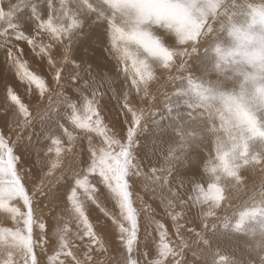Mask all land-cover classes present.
Segmentation results:
<instances>
[{"label":"snow or ice","instance_id":"snow-or-ice-1","mask_svg":"<svg viewBox=\"0 0 264 264\" xmlns=\"http://www.w3.org/2000/svg\"><path fill=\"white\" fill-rule=\"evenodd\" d=\"M41 4L46 5L47 19L41 15ZM84 25L102 30L105 50L116 61L117 78L124 77L122 107L115 120L107 123L99 89L113 81L98 73V64L85 59L75 63L69 47L81 35H88L81 32ZM43 33L49 37L47 45L37 42ZM0 37L4 38L0 48L6 49L5 63L16 69L30 91L34 86L39 93L33 115L9 87L7 99L13 107L0 117V211L23 224L15 230L0 229V264H40L34 249L44 251L47 241L46 225L37 211L43 212L45 201L54 205L59 196L53 185L60 177L45 179L52 177L64 151L58 132L67 137L66 151L71 157L65 169L71 176L65 183L68 211L76 221L72 235L75 241L87 238V242L70 241L67 223L56 228L53 235L58 246L48 256L49 264H141L133 256L140 231L134 205L139 201L144 206L145 201L135 192L136 178L144 181L152 196L161 193L158 198L175 237H169L165 225L151 218L155 210L145 207L146 232L155 223L159 233L156 258L147 259L149 250L143 254L146 264H264V0H58V6L54 0H0ZM65 39L69 44L63 43ZM21 41L36 56L48 58L54 86L28 70L21 59L23 49L18 47ZM54 44L60 46L58 55L66 76L49 54ZM158 70L167 73L163 84ZM176 81L180 84L171 95L163 92ZM154 83L174 107L159 123L153 120L161 139L154 138L152 147L142 154L140 138L149 118L156 115L150 90ZM133 89V101L139 98L141 105L149 107L132 106L128 97ZM37 120L41 124L35 134L51 140L57 158L38 184L32 172L17 171V162L25 163L23 153L31 146V136L26 141L24 134L35 131ZM66 124L83 134L87 152L75 150L76 137ZM94 136L100 140L99 147L93 143ZM209 141L215 156L204 169L209 177L205 189L187 175L186 165L192 164V151L206 148ZM245 168L254 173L259 169L261 176V186L249 196L252 206L240 211L238 218L219 216L217 210L244 191L240 172ZM90 175L95 183L89 181ZM186 181L194 185L197 195L184 200L175 185ZM26 183L33 184L30 190ZM98 184L103 188L98 189ZM165 188L169 196L162 194ZM105 189L118 214L101 206L96 194L104 195ZM80 191L118 231L123 249L113 250L120 253L118 257L108 254L94 231L85 214V201L78 197ZM13 201H22L24 211ZM197 205L199 212L194 214ZM177 206L181 211H175ZM197 218L199 230L188 226ZM34 226L40 230L38 243L33 239ZM223 247H230L232 256L222 254ZM188 253L192 260L186 258Z\"/></svg>","mask_w":264,"mask_h":264},{"label":"rangeland","instance_id":"rangeland-1","mask_svg":"<svg viewBox=\"0 0 264 264\" xmlns=\"http://www.w3.org/2000/svg\"><path fill=\"white\" fill-rule=\"evenodd\" d=\"M13 2H15V0H13ZM37 2H39V0H37ZM82 30V29H81ZM95 30V29H94ZM94 30H91V31H87V30H84V31H87L88 35L87 36H84L81 41H79L77 44L73 45V43L69 44L70 47L73 48L72 50V55L73 57L75 58V63L78 64V56L76 55V53H78L79 51H77V47L80 45V43H83V42H88L89 38H91L95 32ZM83 31V32H84ZM82 32V31H81ZM82 32V33H83ZM92 32V34H91ZM97 32V31H96ZM3 39V37H0ZM1 40V39H0ZM4 40V39H3ZM85 40V41H84ZM83 41V42H82ZM37 42L38 43H42V44H45L47 45L45 42L41 41V38L38 36L37 37ZM4 43V41H0V44ZM20 43L23 44L24 48H26V50L29 52L30 56H31V59H28L23 57V55L21 56V59H23L24 61L28 62L27 64H29L31 67H29V65L27 66L28 70L31 72H33L35 74V69L38 68L39 69V66L38 63H37V60H35L34 58H42L40 56H36L35 53L33 52V50L23 41H21ZM89 44H92L94 46H97V47H103L105 46L104 45V42H102L99 38L97 39V37L92 41L88 42ZM26 44V45H25ZM29 47V48H28ZM56 48L55 50L59 49L60 50V46L58 44H54L53 47H51L49 49V52L51 53L53 48ZM21 49L24 50V48L20 47ZM80 48V47H79ZM76 49V50H74ZM4 49L0 48V51H2ZM32 52V53H31ZM202 52V50H201ZM6 53V52H5ZM52 55L55 56V54L52 53ZM34 56V57H33ZM57 56V55H56ZM60 56V55H59ZM53 57V56H52ZM38 58V59H39ZM5 60L4 57H2L0 59V63H4L3 61ZM54 61V60H53ZM34 62V63H32ZM80 62V61H79ZM55 63V62H54ZM90 64H94V63H90ZM116 65V63H115ZM4 66V65H3ZM10 65H8L7 63H5V67H4V70L6 71L5 73H7V75H10L8 73V71H11L10 68L8 67ZM32 66H36L34 67V69L32 68ZM56 66L58 67H61L60 63H56ZM85 67H87V65H85ZM12 69H14V67L11 66ZM63 68L61 67V72H62ZM50 71H52V68L50 69ZM98 73L101 75H106L107 74V70L105 68H102L99 66V68L97 69ZM101 71V72H99ZM105 73H103V72ZM173 71H175V69H173ZM53 72V71H52ZM159 72V70L157 71ZM63 76H65L64 74V71H63ZM110 74H108L107 76L110 77L112 79L111 76H109ZM157 75H162L163 77H161V84L165 83V76L167 75V73L165 74V72H159L157 73ZM6 76V75H5ZM53 76V75H52ZM50 76V77H52ZM1 78V76H0ZM212 79H215V75H213L211 77ZM8 79V78H7ZM52 78L49 80L51 81ZM114 80L113 82L114 83H117V80L115 79H112ZM1 81V79H0ZM3 82H5L3 79H2ZM48 81V79L46 80ZM4 85H0V88L1 86H3L4 88H1L0 89V117H3L4 116V112H5V109L7 108V103L9 102V100L7 99V89L10 87L13 89L14 92H16V94L18 96H20L21 100L28 104L29 107H30V110L33 112V115L36 114V108H35V104H36V97L39 95V93L35 90V87L33 86L31 91H25L26 89H24L23 87L19 90L16 89V86L15 85H11L10 83H3ZM63 82V81H62ZM178 81L175 82V84L177 83ZM1 83V82H0ZM49 84V82H46V84ZM113 83V84H114ZM186 83V81L184 82ZM155 84V83H154ZM153 84V85H154ZM175 84H167L170 88H174V85ZM54 86L53 84L50 86L52 87ZM111 86H116V84L112 85L111 83ZM116 90H120V92L123 93V87L120 89V88H117V86L114 88ZM114 90V91H116ZM167 91V90H166ZM28 92L30 93V96L27 97L26 93L28 94ZM105 94L106 92L102 91L99 89V94H100V98H101V107L103 108V111H102V116L105 117L104 115L106 114V117L108 119L105 120V123L108 122V120H114L113 116L111 115V113L109 112L107 108V104L105 103V101L102 99L103 98V94ZM132 93H133V96H135V90L133 89L132 90ZM154 94V99H155V108H154V112L156 113L155 116H153L152 118L150 117V119L148 120L149 122H147L146 124V131L143 135L147 136L148 133L151 132L152 128L154 127V125L152 126V124H150L151 122L153 123V120H155V122L158 120V118H161L159 116V113L164 109L162 108L163 105H160L162 104L161 102L163 101L162 99L165 98L163 95H161L160 92H156L154 91L153 92ZM26 96V97H24ZM102 96V97H101ZM133 96H129L128 99L129 101L132 100V106L134 107H144L145 109L147 107H149V105L147 103H144L143 105H141L139 102V98H137L136 100V103L133 101ZM159 96H162V97H159ZM6 97V98H5ZM159 99V100H158ZM162 101H161V100ZM7 101V102H6ZM103 101V102H102ZM160 101V103H158ZM11 103V102H10ZM135 103V104H134ZM139 103V105H138ZM6 104V105H5ZM147 104V105H146ZM4 106H6L4 108ZM159 106V107H158ZM112 110H114L112 107H110ZM8 109V108H7ZM162 109V110H161ZM55 111V109L53 110ZM164 111V110H163ZM106 112V113H105ZM113 112V111H112ZM119 112V111H118ZM51 115V114H49ZM111 116V117H109ZM155 117V118H154ZM121 119H123L121 117ZM158 122V121H157ZM40 124H41V121L37 120L36 121V128H35V131L34 132H27L25 133V139L27 141L28 137L31 136V145L33 146H30L28 148L27 151H24L23 153V159L25 161V163L21 164L19 161L17 162V171L19 172L21 170V168L24 169V171H28V172H32L33 173V182L34 183H39L40 181V177L43 175L44 172H47L48 170V167L51 163L52 160H55L57 159L56 158V155H55V146H51V140H48V146L47 147H44L45 145H47V140L44 138V136L42 135H36L35 133H38L40 131ZM68 126V129L70 131L73 132V135L76 137V140L74 142V148L76 151H81L82 153L84 152H87V140L86 139H82V133L79 132V130H76L74 131V128L72 125L70 124H67ZM38 131V132H37ZM148 132V133H146ZM5 133L6 135H9L7 133V130L5 129ZM12 136H15V135H11V139L13 138ZM16 137L13 138V140H15ZM41 138V139H40ZM63 138V139H62ZM61 138L62 140V148L64 149V151L61 152V156H60V159H59V166L57 167V169L53 172V175L52 177H46L45 179L46 180H49V179H53L55 177H60V179L57 181V183L55 185H53V187L57 190V192L59 193V196H58V199L57 201L55 202V204H47V201H45L43 204H41V208L43 209V212L41 213L39 210L37 211V215L38 216H42V218L44 219V223L46 225L45 227V233H46V236H45V239L47 241V244L45 245V248H44V251L42 252L40 250L39 247L35 248L34 251L37 253L38 255V258L40 260V264H49V261H48V256L50 255H53L55 253V251L57 250V237L55 235H53V231L58 228V227H62L65 223H67L68 225V228H69V240L70 241H74L76 243H79V244H84L87 242V238L84 239V241H75L74 240V237L72 235V233H74L77 229H76V221L74 220V218L71 217L70 213L68 212V209L70 208V205L68 204L67 202V191L69 189L66 188V179L68 177L71 176V173L70 172H67L65 171V169L69 166L70 164V154L67 153V147H68V144H67V137H65L63 135V137ZM147 138V137H146ZM41 140V141H39ZM46 140V141H45ZM145 140V139H144ZM147 141V140H146ZM45 142V143H44ZM36 143V144H35ZM42 143V144H41ZM93 143L96 144L97 147L100 146V140L99 138H96L95 136L93 137ZM140 143V142H139ZM43 145V147H41ZM53 148V151L52 152H49L48 149L49 148ZM41 148V149H40ZM212 148V147H211ZM39 151H37V150ZM213 152V151H212ZM29 153V154H28ZM18 155L20 154L19 152L17 153ZM215 154L213 152V158H214ZM31 157V158H30ZM30 165H35V167H30ZM84 166L80 165V168H83ZM157 167H159V164L157 165ZM79 170V168L77 169ZM241 172L243 173L244 177H249L248 175H250L251 179H252V182L248 183V187H247V190L243 193V194H251L253 191L259 189V187L261 186V176L259 175V169H257V173L254 174V172L251 170L249 172L248 168H245V169H242ZM250 173V174H249ZM139 180V182L136 184L135 186V192L136 193H139L141 196H143L144 198V201H145V205L142 206L140 204L139 201L136 202V204L134 205L135 207H137L138 211H139V221H140V231L138 232V240L141 242L142 244V248L137 246L138 247V251L137 252H134L133 253V256L134 258L136 259H139L141 262V264H146V260H145V257H144V253H148L149 250L151 249V251L153 253H151V255H149L147 257V259H155L156 258V255H157V245H158V242H159V235L157 236H153L152 233H154V230H155V223L154 226L153 224L147 229V232H151V236L150 237L146 234L144 236L141 235V232H146L145 230V222H146V213H145V210L144 208L147 207V206H151L154 210H155V215L153 217H151L152 219H154L155 221L159 222V223H163L165 225V229L168 231L169 233V237H171L172 239H175L174 237V234H173V228H172V222L170 221V218L169 216L167 215V211L166 209H164V205L161 204V201L160 199L158 198L161 193L160 192H157V195L156 196H152L151 193H150V190L149 189H146L144 187V181L143 180H140L139 178H136ZM24 182V181H22ZM33 184L32 183H26V188H28L29 190L32 188ZM177 187H179V185H176ZM182 187V186H181ZM106 190V189H105ZM107 191V190H106ZM97 197H98V200L100 202L101 205H103L102 207H104L108 212L110 213H113V214H118V209L116 208L115 206V201L113 199L112 200V203H113V209L110 210V209H107L106 205L104 206V202L101 201L103 200L101 198V195H100V192L98 191L97 192ZM164 196H169L170 193L168 192V189L165 188L163 193H162ZM78 197L81 199V200H84L85 201V214L88 216L90 222L92 223L93 225V229L94 231L97 232L98 236L102 239V241L105 243V246L107 248H109V255H112L114 257L117 256V253H115L116 251H113L114 250V247H116L115 249H117L118 247L121 249L122 245L120 244V240L119 239V233L118 231L115 229V226L112 225L109 229L112 230V233L113 235H115L114 237H112V239H108V241L106 240L104 234H102V228L100 230H98V227H96V221L98 220L96 215L99 214L101 218H104L103 220H107L109 221V218L106 217L104 215L103 212L100 211L99 208L96 207L95 204H92L90 201H88L84 195V193L82 191L78 192ZM242 197V195L236 200V201H233L234 203L239 204V203H242L241 205H238V206H241L239 209H234V206L231 205L230 203L224 207H221L220 209L217 210V214L219 216H223L225 214H227L228 217H236V215H238V213L240 211H243V210H246V207H251L252 206V201L249 199L247 201H244V200H240ZM134 199H135V196H134ZM63 200V201H61ZM61 201V202H60ZM13 204H15V206L19 207L21 209V211H24L23 209V206H22V201H13L12 202ZM65 203V204H64ZM47 205V206H45ZM67 205V206H66ZM53 206L55 207V209L53 208ZM63 209V210H60V207ZM93 206V207H92ZM59 207V208H58ZM64 207V208H63ZM66 208V209H65ZM159 209H164L162 211H159ZM53 210H55L53 212ZM60 210V211H59ZM91 211V212H90ZM176 211H181V208H178V206L176 207ZM199 212V206H196L195 208H193V213L196 214ZM52 213L53 215V218H50V214ZM51 215V216H52ZM94 215V216H93ZM104 216V217H103ZM49 217V218H48ZM55 218V219H54ZM52 219V220H51ZM101 222H103L101 220ZM112 222V221H111ZM234 220L231 221V223H233ZM54 223V224H53ZM58 223V224H57ZM95 226H94V224ZM181 223H183V221H181ZM104 224V223H102ZM199 225H200V222H199V219L197 218L195 220L194 223H192V227H195L197 228V230H199ZM23 224H22V220L19 221V223H17L16 221H14L11 217L10 214H7L5 212H2L0 211V229H12V230H15L17 227H20L22 228ZM56 226V227H55ZM58 226V227H57ZM153 226V227H152ZM51 228V229H49ZM97 228V229H95ZM154 228V229H153ZM108 229V230H109ZM49 230V231H48ZM39 228L38 226H34L33 227V239L37 241V243L39 242ZM146 232V233H147ZM186 236L189 235V234H185ZM108 237V236H107ZM155 237V239H154ZM158 237V238H157ZM118 238V239H117ZM152 239V241L150 240ZM157 239V241H156ZM155 240V241H154ZM144 241V242H143ZM139 242V243H140ZM151 242V243H150ZM114 243V244H113ZM153 243V244H152ZM157 243V244H156ZM152 244V245H151ZM110 246V247H109ZM118 246V247H117ZM156 246V247H154ZM151 247V248H150ZM111 248V249H110ZM113 248V249H112ZM139 248L140 249V252H139ZM153 248L156 250H153ZM39 250V251H37ZM123 250V249H122ZM115 253V254H114ZM41 254V255H40ZM43 254V255H42ZM118 254L120 255V253L118 252ZM223 254V253H222ZM124 255L126 256L127 253L125 252ZM153 256V257H152ZM43 257V258H42ZM142 257V258H141ZM155 257V258H154ZM188 260L190 259L189 257H186ZM192 256H191V259L192 260ZM0 259H3L2 256H0ZM18 259V257H17ZM59 259H64L63 257H60ZM142 259V260H141ZM42 260V261H41ZM145 262H144V261ZM21 264H22V261H21ZM57 264H58V261H57Z\"/></svg>","mask_w":264,"mask_h":264},{"label":"bare ground","instance_id":"bare-ground-1","mask_svg":"<svg viewBox=\"0 0 264 264\" xmlns=\"http://www.w3.org/2000/svg\"><path fill=\"white\" fill-rule=\"evenodd\" d=\"M54 2H56L57 3V6H58V0H54ZM39 3V2H38ZM40 11H41V15L45 18V19H47V9H46V5H44V4H41L40 5V9H39ZM84 30H87V31H91V30H94V26H93V29H89L88 28V26L87 25H84L83 26V28H82V32L84 31ZM87 31H84V32H87ZM95 31V30H94ZM97 31V32H96ZM95 32H93L94 33V35L91 37V38H89V40H88V42H90L91 40L93 41L96 37H97V39L99 38L102 42L105 40V37H102L101 35H100V31H102V30H96ZM91 34H92V32H91ZM40 38H41V41H43V42H45L46 44H49V37L47 36V34L46 33H43V34H41L40 36H39ZM84 37V35H81L77 40H75L74 42H73V45H75V44H77L79 41H81V39ZM2 41H4L2 38H0ZM0 40V41H1ZM85 41V40H84ZM83 42V41H82ZM88 42H83V43H80V45L77 47V51H79L78 53H76V55L78 56L77 58H78V60L79 61H81V59H85V60H87L89 63H94V64H98L100 67H102V68H105L106 70H107V74L106 75H108V74H110L109 76H111L112 77V79H115V80H117V83H114V82H112V85H114V84H116V86H117V88H122V85H123V80H124V77H123V75H121L119 78H117V72H116V67H115V63H116V61L109 55V52L108 51H106L105 50V46H103V47H97V46H94V45H92V44H89ZM63 43H65V44H68L69 43V41L67 40V39H65L64 41H63ZM26 45V44H25ZM18 47H22V48H24V46H23V44L22 43H19L18 44ZM53 47V46H52ZM70 47V46H69ZM80 47V48H79ZM27 48V47H26ZM26 48H24V50H23V57H24V59L25 58H27L28 59V61H29V59H31V56H30V54H29V52L26 50ZM29 48V47H28ZM70 48H72V47H70ZM3 49V48H2ZM56 48L54 47L53 48V50H52V52L50 53L49 52V54L51 55V56H53L52 57V59L54 60V62L55 63H60V60H61V55L59 56L58 55V51H60L59 49H57V50H55ZM72 50H73V48H72ZM74 50H76V49H74ZM202 50V52H203V49H201ZM6 49H4V50H2V51H0V59L2 58V57H6ZM32 53V52H31ZM52 53L53 54H55V56L54 55H52ZM57 55V56H56ZM34 57V56H33ZM39 58V57H38ZM37 57L36 58H34L35 60H37V63H38V65L37 66H39V69L38 68H36L35 69V74L36 75H39V76H41L44 80H45V83L46 82H49V87L53 84L54 85V82H53V80H51V81H49L52 77H50V76H52L53 75V72L52 71H50V69H51V66L48 64V58L45 56V57H43V58H39L38 59ZM23 60V59H22ZM26 60V59H25ZM78 61V63H80ZM4 63L2 64V63H0V76H1V83H0V85H4V84H2V79L5 81V82H3V83H10L11 85H15L16 86V89L18 90V92H19V90L23 87H25L24 89H26L25 91H30L29 90V87H28V85L26 84V83H22L21 82V80L17 77V75H16V69L14 68V69H12L11 68V64H9V63H7L8 65H10L8 68H10V70L11 71H8V73L10 74V75H7V73H5L6 71L4 70V67H5V60L3 61ZM28 63V62H27ZM32 63H34V62H32ZM35 64V63H34ZM4 65V66H3ZM29 64H27V66H28ZM61 65V64H60ZM29 67H31L30 65H29ZM34 67H36V66H32V68L34 69ZM59 67V66H58ZM61 67L63 68V70H62V72L61 73H63V71H64V74H65V76L67 75V72L64 70V67L61 65ZM60 67V68H61ZM31 71V70H30ZM99 72H101V71H99ZM103 72V71H102ZM159 72H161V71H159ZM159 72H157V73H159ZM104 73V72H103ZM105 74V73H104ZM166 74V73H165ZM6 75V76H5ZM102 75V74H101ZM62 76H63V74H62ZM159 78H160V80H161V77H163L162 75L160 76V75H157ZM166 77V76H165ZM8 78V79H7ZM48 79V81H46ZM112 81H114V80H112ZM161 82V81H160ZM114 83V84H113ZM128 84L130 85V81H128ZM179 84H180V81H178L175 85H174V88H170L168 85H166L165 86V88L163 89V92H167V93H169V95H171L172 93H173V91L179 86ZM186 84V83H185ZM116 86H109L108 84H104L101 88H100V90H102V91H104V92H106L105 94H103V100L105 101V103L108 105L107 106V108L106 109H108L109 110V112L111 113V115L113 116V118H114V120H115V118H116V115H117V113H118V111L120 110V107H122V104H123V93L122 92H120V90L118 91V90H116V89H114ZM1 88H4L3 86H1ZM0 88V89H1ZM114 90H116V91H114ZM122 90V89H121ZM151 92L153 93L154 91H156V92H158V90H157V85L156 84H152V86H151ZM167 90V91H166ZM116 93V98H114L113 97V93ZM7 93V92H6ZM26 95H27V97L28 96H30V93L28 92V94L26 93ZM162 95V94H161ZM7 96V95H6ZM131 96H133V93L131 94ZM164 96V95H163ZM24 97H26V96H24ZM26 97V98H27ZM102 97V96H101ZM159 97H162V96H159ZM165 97V96H164ZM6 98V97H5ZM163 98V97H162ZM133 99V98H132ZM118 100H119V104H118ZM139 100V99H138ZM159 100V99H158ZM161 100V99H160ZM163 100V101H162ZM161 101V103L162 104H160V105H163V107L162 108H164L160 113H159V116L161 117V118H158V122L156 121V123H159L162 119H165L166 117H167V115H168V109L170 108V107H174V105L168 100V99H166V97L165 98H163ZM130 101H132V100H130ZM7 102V101H6ZM11 101H9L8 103H7V108H8V110L9 111H11L12 110V105H11V103H10ZM103 102V101H102ZM135 103H136V101H134ZM45 103H46V101H45ZM134 103V104H135ZM140 103V102H139ZM139 103H138V105H139ZM158 103H160V101L158 102ZM6 105V104H5ZM145 105V104H144ZM147 105V104H146ZM6 106H4V108H5ZM110 107H112L114 110H112ZM134 107V106H133ZM159 107V106H158ZM6 108V109H7ZM113 111V112H112ZM106 113V112H105ZM105 116V118H107L106 117V114L104 115ZM109 117H111V116H109ZM152 118V117H151ZM155 118V117H154ZM108 119V118H107ZM150 119V118H149ZM149 122V121H148ZM165 122H166V120H165ZM150 124H152V126L154 125V123H150ZM66 127L68 128V126H67V124H66ZM147 129V128H146ZM70 131V130H69ZM74 131H75V129H74ZM38 132V131H37ZM146 133H148V132H146ZM57 135H59L61 138L63 137V133L62 132H58L57 133ZM146 135V134H145ZM145 135H142L141 136V138H140V146H141V153L143 154L144 152H147L151 147H152V141H153V139L155 138V139H157V140H159V139H161V137L158 135V129L156 128V124L154 125V127L152 128V130H151V132L150 133H148L147 134V136H145ZM42 136V135H41ZM13 138L15 137V136H12ZM40 137V136H39ZM147 137V138H146ZM12 138V139H13ZM41 139V138H40ZM63 139V138H62ZM145 139V140H144ZM163 139H165V140H167V136H164L163 137ZM26 140V139H25ZM47 140V145H45L44 147H47L48 146V140L49 139H46ZM45 140V141H46ZM147 140V141H146ZM39 141H41V140H39ZM42 142V141H41ZM51 142V141H50ZM45 143V142H44ZM36 144V143H35ZM42 144V143H41ZM50 145V144H49ZM96 145V144H95ZM31 146H33V145H31ZM51 146H53V145H51ZM41 147H43V145L41 146ZM165 147H166V145H165ZM212 145H211V141H209V143H208V146L206 147V148H198V149H194L193 151H192V153H191V155H192V164L190 165V166H188V165H186V168H189L190 170L188 171V173H187V175L189 176V177H191V179L192 180H194L196 183H200V184H202L203 185V187L206 189L207 188V184L209 183V177H208V174L204 171V169H205V166L206 165H208L209 164V162L211 161V160H214V158H213V152H212ZM41 149V148H40ZM39 149V150H40ZM37 150V149H36ZM18 153V152H17ZM29 154V153H28ZM31 158V157H30ZM25 161H26V159H25ZM158 165V164H157ZM156 165V166H157ZM82 166H84V165H82ZM248 170H249V172L251 171V169L250 168H248ZM182 172L184 171V169H182L181 170ZM193 172H195L196 173V175L195 176H193L192 175V173ZM255 173H257V170H256V172ZM254 173V174H255ZM250 174V173H249ZM240 175L243 177V181H242V183H243V186H244V191H242L240 194H239V196H236V197H234L233 199H231V201H230V204L231 205H233L234 206V209H239L241 206H238V205H241L242 203H239V204H237L236 205V203H234L233 201H236L241 195H242V197H241V199L240 200H244V201H247V200H249V194H243L246 190H247V187H248V183H250V182H252V179H251V177H250V175H248L249 177H244V175H243V173L242 172H240ZM96 179H98V177L96 178ZM89 181L90 182H92V183H95V179H93V177L90 175L89 176ZM176 186V185H175ZM177 187V186H176ZM97 188L98 189H101V188H103V185H97ZM178 188V190L180 191V193H181V198L182 199H184V200H187L188 199V197L189 196H193V197H195L196 195H197V193H196V191H194V185L192 184V183H190V182H187L186 181V183L181 187V186H179V187H177ZM229 192H231V189H229ZM96 195H98V194H96ZM101 195V194H100ZM98 198V197H97ZM101 198L103 199V200H101V201H103L104 203V206L106 205V207H107V209H110V210H112L113 209V203H112V200H111V197L108 195V193H107V191L106 190H104V195H101ZM100 200V199H99ZM61 201H63V200H61ZM60 201V202H61ZM65 204V203H64ZM188 204H189V206H191V204H192V202L191 201H188ZM67 206V205H66ZM101 206H103V205H101ZM197 206H199V205H197ZM60 207V210H63L62 208H61V206H59ZM58 207V208H59ZM93 207V206H92ZM200 207V206H199ZM53 208L55 209V207L53 206ZM64 208V207H63ZM178 208H180L179 206H178ZM66 209V208H65ZM164 209H165V207H164ZM164 209H162V210H164ZM59 210V211H60ZM161 209H159V211H162ZM55 210H53V212H54ZM175 211H176V209H175ZM69 212V211H68ZM91 212V211H90ZM52 215V213L49 215L50 216V218H53V215ZM94 216V215H93ZM96 217H97V221L95 222L96 223V227H98V230H99V228H100V230H101V228H102V234H104V236H105V238H106V240L108 241V239L110 238V239H112V237H114L115 235H113V233H112V230H110L109 228L113 225L112 224V222H111V220L109 219V221H107V220H103L104 218H101L100 217V215L99 214H97L96 215ZM104 217V216H103ZM49 218V217H48ZM236 218H238V215H236ZM55 219V218H54ZM52 220V219H51ZM101 220L103 221V222H101ZM171 221V220H170ZM102 223H104V224H102ZM234 223V222H233ZM54 224V223H53ZM58 224V223H57ZM94 224V223H93ZM94 226H95V224H94ZM153 226H154V224H153ZM152 226V227H153ZM188 226H190V227H192V224H190V225H188ZM23 227V226H22ZM56 227V226H55ZM58 227V226H57ZM49 229H51V228H49ZM95 229H97V228H95ZM109 229V230H108ZM154 229V228H153ZM49 231V230H48ZM97 231V230H96ZM147 233L146 232H141V235L142 236H144V235H146ZM153 234V236L155 235V236H157V235H159V233H158V231L156 230V227H155V230H154V233H152ZM185 234H186V232H185ZM108 236V237H107ZM152 236V235H151ZM152 236V237H153ZM150 237V236H149ZM159 237V236H158ZM157 237V238H158ZM118 239V238H117ZM154 239H155V237H154ZM119 240V239H118ZM150 240V239H149ZM150 241H152V239L150 240ZM155 241V240H154ZM156 241H157V239H156ZM140 242V241H139ZM144 242V241H143ZM151 243V242H150ZM159 243V242H158ZM114 244V243H113ZM153 244V243H152ZM151 244V245H152ZM157 244V243H156ZM138 246L139 247H143L142 246V244H141V242L138 244ZM110 247V246H109ZM118 247V246H117ZM154 247H156V246H154ZM116 247H114V249H115ZM119 248V247H118ZM141 248H139V252H140V249ZM151 248V247H150ZM109 249V248H108ZM111 249V248H110ZM113 249V248H112ZM120 249V248H119ZM121 250H122V247H121ZM151 250V249H150ZM153 250H155L154 248H153ZM37 251H39V250H37ZM156 251V250H155ZM221 251H222V253L224 254V255H228V256H232V250H231V248L230 247H223L222 249H221ZM40 252V251H39ZM43 252V251H42ZM115 253H117V256L116 257H118L119 256V254H118V252H115ZM114 253V254H115ZM151 253H153L152 251H151ZM157 253V252H156ZM41 255V254H40ZM43 255V254H42ZM191 256H192V254L191 253H188L187 254V257H189L190 259H191ZM153 257V256H152ZM43 258V257H42ZM142 258V257H141ZM155 258V257H154ZM39 259V258H38ZM150 259V258H149ZM189 259V260H190ZM193 259V258H192ZM142 260V259H141ZM42 261V260H41ZM144 261V260H143ZM142 262V261H141ZM145 262V261H144ZM43 264V263H42Z\"/></svg>","mask_w":264,"mask_h":264}]
</instances>
